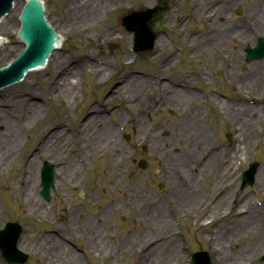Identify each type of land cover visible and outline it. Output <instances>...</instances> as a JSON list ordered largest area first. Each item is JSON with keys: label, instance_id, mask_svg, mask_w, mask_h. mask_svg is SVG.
Masks as SVG:
<instances>
[{"label": "rangeland", "instance_id": "374dc122", "mask_svg": "<svg viewBox=\"0 0 264 264\" xmlns=\"http://www.w3.org/2000/svg\"><path fill=\"white\" fill-rule=\"evenodd\" d=\"M40 1L44 5L47 23L61 37V48L56 53L62 55L63 62H72L86 52L107 64L110 75L105 81L98 82L94 76L84 71L78 78L79 87L74 99L71 95L65 97L52 92V98L47 103H42L44 111L38 128L47 121L66 114L64 122L70 130H74L89 106L106 110L107 123L117 122L118 112L128 119V114L120 108L126 101L118 96L113 97L110 93L120 77L135 73L138 77L142 74L153 79V83L148 85L151 94L142 92L140 95L143 99L147 98V101L152 98V85L158 82L188 87L196 96L188 106L192 111L197 108L201 110L195 124L201 125L208 137L202 142L204 146L195 147L193 156L197 160L194 167L188 169V175H183V178L175 175V184L170 180L172 176L169 177L172 169L166 168L173 160L153 149L148 138L137 141L126 121L118 127L121 144L126 148L127 154L117 169V175H111L108 170L110 153L96 154L83 162L82 170H79L81 183L64 188L61 182L65 181L67 175L58 173V168L46 158L43 162H48L56 170L54 181L58 187L54 185L48 202L40 196L41 162L33 196L44 205L47 211L45 217L35 215L31 202L16 195L18 186L13 181L16 174L14 168L5 171L0 176V230L7 222L16 223L22 228L17 249L27 256L26 264H38L39 261L22 244L27 242L31 245L43 230L49 229L51 225H62V216L73 209L83 218L80 219L81 227L77 234L72 235L71 240L75 254L82 264H142L136 252L128 249L126 253L119 254V248L115 246L130 234L144 236L150 229L142 228L147 222L142 218L144 214H138L142 208L138 205L140 200H134L133 197L128 200L126 193L131 188L136 192L148 193L156 202L164 205L173 230L161 233L166 235L171 232L170 244H178L179 252L184 257L179 258L177 251L168 261L164 255L152 257L146 260V264H189L191 254L198 251L207 252L211 264H241L245 260L248 264H264V191L257 183L258 174L264 171V60L249 64L244 61L245 47L253 48L258 39H264V34H253L243 29L246 13L256 2L264 0H204L205 11L195 18L191 16L195 0H150L148 5L124 0L121 7H115L104 14L100 30H113L114 39L102 42H98L99 29H93L89 35L80 37L75 33L74 26L62 29L64 7L68 0ZM18 2L21 3L20 0ZM165 3V13L156 19L153 16L147 27L156 38L165 43L166 48L161 52L155 42L152 50L134 53L132 35L124 30L126 25L122 23V18L134 12L164 7ZM237 9H240V15H236ZM220 15L224 19L218 21L221 30H216L219 27L216 18ZM7 17L8 28L0 33L4 42L2 45L6 48L17 47L18 39L13 29L18 24V18L14 12ZM212 23L214 24L210 26ZM225 25L228 27L225 28ZM14 53H0V69L13 61L16 55ZM246 78H249V84L243 88ZM53 80L51 65L47 64L46 68L28 74L26 80L4 88L0 93L9 96L25 90L28 82L35 92L43 96V88L50 89ZM211 98L224 101L233 109L247 106L256 111L253 116H260V121L255 123V129L253 133H249L247 140L243 139L238 119L235 125L226 121ZM161 105L150 112L147 129L150 134L158 132L159 138L166 139L170 129L182 115L180 108H163V103ZM129 114L133 116L132 111ZM241 114L245 112L242 111ZM159 126L166 129L162 130ZM36 131L37 128H34L28 133H22L23 145L15 157L17 163L24 161L36 143ZM226 135L231 136L232 144L236 143L234 151L232 144L226 140ZM181 147L182 144L178 148ZM80 148L79 144L74 143L75 150ZM228 154L231 163L229 173L224 177L223 165L229 161ZM172 155L174 158L178 156L175 149ZM233 156L234 160L231 159ZM207 157L211 158L210 166L203 169L201 165ZM140 161L146 163L144 170L138 168ZM253 163L259 164L255 181L251 187L241 190L242 173ZM185 171L187 170L183 174ZM160 184L164 185V191L158 190ZM245 198L260 209L257 231L263 240L262 247H255L257 237L249 235L250 232L235 229V235L226 237L231 238L230 240L224 237L223 240L229 242L223 247L224 253L220 255L222 261L220 259L218 263L215 259L219 258V253L211 249L212 242L206 241V238L213 229H219L223 227L222 224L228 223L237 208H242ZM202 221L204 224L207 221L210 223L202 226ZM237 228L242 227L237 224ZM64 232L71 233L69 229H64ZM94 232H98V238L93 236ZM242 248L244 249L241 250ZM0 264H7L1 256Z\"/></svg>", "mask_w": 264, "mask_h": 264}, {"label": "bare ground", "instance_id": "6f19581e", "mask_svg": "<svg viewBox=\"0 0 264 264\" xmlns=\"http://www.w3.org/2000/svg\"><path fill=\"white\" fill-rule=\"evenodd\" d=\"M18 1H13L14 7L9 13L12 14L14 12L17 17L25 4L24 0H20L21 3ZM130 1L142 2L146 5L150 4V0ZM203 2L204 0H195L193 12L191 13L193 18L201 16L202 12L205 11ZM123 3L124 0H68L64 7L65 20L61 27L64 29L67 26H74L75 33L79 37L89 35L93 29H99L98 42L111 41L114 39L113 30H100L102 18L111 9L121 7ZM76 18L78 19L76 20ZM223 19L224 17L220 15L216 18V21L219 24L218 21ZM8 25V17L6 16L0 22V33L5 31ZM18 28L19 24H16L13 29L15 34ZM243 29L253 34H264V1L256 2V5L246 13ZM216 30H221L220 24ZM18 44L17 47L11 48H6L1 44L0 53L7 55L9 52H15L14 58H16L24 48L23 43L19 40ZM156 44L161 52L166 48L165 43L159 38L156 39ZM59 46L61 48V43ZM57 51L51 53L47 61V64L51 65L54 82L50 89L43 88L45 92L43 96L39 92H35L31 83L28 82L25 90L14 92L9 96L0 93V176L5 171L12 167L14 168L16 174L13 181L18 186L16 195L26 202H31V208L35 215L45 217L47 214L42 202L33 196L34 187L38 182L39 164L48 158V162L58 168V173L67 175L65 181L63 180L64 182L61 183L64 188H68L78 186L81 183L79 170H82L83 162L86 159L96 154L110 153L108 170L111 175H117V169L127 154L126 148L121 144L120 131L118 129L125 121L130 124L132 133L137 141L142 138H148L149 144L153 149L159 150L162 156L167 155L169 159L173 160L166 167L167 169H172L169 172V177L172 176L170 180L173 184L176 183L175 175L179 178H183V175H188V169L193 168L197 160L193 156L196 152L195 147L204 146L202 142L207 139L208 134L202 129L201 125L195 124L198 119V112H201V110L197 108V110L192 111L188 106L190 102L194 101L196 96L185 85L170 86L167 82H158L152 85V98L147 101V98L143 99L140 95L142 92L151 94L148 85L153 83V79L142 74L138 77L137 74L130 73L120 77L110 93L111 96H118L121 100L126 101L120 108L128 114V119L118 112L117 122L107 123L105 121L106 110L101 109L102 107L89 106L79 120L78 127L74 130H70L64 122V119L67 118L66 114L53 118L38 128L44 111L42 103H47L52 98V92L62 94L65 97L71 95L74 99L79 87L78 78L84 71L94 76L98 82L105 81L110 75V69L107 64L98 58L87 55L86 52L76 57L72 62L65 63L62 55L57 54ZM28 74L30 75V73ZM28 74L24 80H26ZM262 76L264 77V69ZM248 84L249 78H246L243 88L248 86ZM213 101L223 113L226 121L233 122L235 125L236 119H238L239 126L242 127L243 139L247 140L249 133H253L255 129V123L260 121V116H253L256 111L254 112L252 108L247 106L233 109L224 101ZM161 103H163V108H180V114L182 115L173 125V128L170 129L169 136L166 139L159 138L158 132L150 134L147 129L150 112L158 107L160 108L162 106ZM130 111H132L133 116L129 114ZM242 111L245 114H241ZM226 115H229V117L227 118ZM34 128H37L35 132L36 143L24 161L17 163L15 157L23 145L22 133H28ZM159 128L162 130L166 129L163 126H159ZM74 143L79 144L81 148L75 150ZM181 144L182 147L178 148ZM187 145L189 146L188 148ZM174 149L178 153L176 158L172 155ZM228 159L229 161L223 165L224 177L229 173L231 162L230 158ZM210 162L211 158L207 157L204 161L205 164L201 165L203 169L209 167ZM185 169L187 171L183 174ZM112 182L114 183L115 181L113 180ZM257 183L260 189L264 191V171L258 174ZM54 185L58 187L56 182H54ZM126 195L128 200L132 197L134 200H140L138 205L142 208L139 209L138 214H144L142 218L147 222L142 228L147 229L150 227V229L144 236L130 234L120 240L115 245L119 248V254L126 253L129 249L136 252L144 264L147 263L146 260L152 257H163L164 255L168 261L174 253L179 252L180 246L175 243L173 245L170 244L171 232L166 233V235L161 233L173 230L164 205L156 202V199L148 193L136 192L132 188L128 190ZM259 215L260 209L255 208L250 200L245 198L242 208H237L234 216L228 219V223L222 224L223 227L219 229L212 230L206 241L212 242L211 249L215 253H219L217 255L219 258L215 259L216 262L221 259L220 255L222 256L224 253L222 251L223 247L229 242H225L223 240L224 237L229 238L230 235H235V232H237L235 229H244L250 232L249 235L252 234V236L257 237L255 247L258 249L262 247L263 240L260 232L257 231ZM80 219L82 220L83 218L77 210H70L68 213L66 212L65 216H62V220H60L62 225H51L49 229L40 232L31 245L24 242L22 246L29 248L34 257L38 259V264H82L75 254L74 245L71 242L72 235L77 234V230L81 227ZM209 223L207 221L204 224L202 221L201 225H208ZM237 224H240L242 228H237ZM64 229H69L71 233H65ZM93 236L98 238V232H94ZM89 239L91 240V238ZM100 248L103 250L102 247ZM178 257L184 258L180 252ZM114 259L116 260V256ZM241 264H248V261L245 260Z\"/></svg>", "mask_w": 264, "mask_h": 264}, {"label": "water", "instance_id": "95a60500", "mask_svg": "<svg viewBox=\"0 0 264 264\" xmlns=\"http://www.w3.org/2000/svg\"><path fill=\"white\" fill-rule=\"evenodd\" d=\"M11 1L12 0H0V16L4 15L9 10ZM153 13L154 11L146 14H135L124 20L126 30L136 33L134 39L135 46H138L136 50L147 47L149 44L150 37L146 30L145 23ZM4 17L5 16L1 18L0 22ZM19 21L20 28L18 36L25 43V49L12 64L0 71V87L18 82L22 79L24 73L43 67L47 57L50 53L55 51L56 44L59 41L58 33H54L52 28L45 22L42 6L36 0H28L26 2L19 15ZM58 47V50H60V46ZM247 52V61L262 58L264 57V44L259 42L256 50L250 51L247 49ZM6 88H10V86ZM1 91L2 89L0 92ZM254 172L255 168L251 169L246 174L248 179H252ZM52 174V168L45 165L41 172V195L46 201L49 200V189L53 186ZM20 233L21 229L17 225L12 224H7L5 229L0 232V251L4 259L9 263L23 264L26 261V256L16 250V242Z\"/></svg>", "mask_w": 264, "mask_h": 264}]
</instances>
